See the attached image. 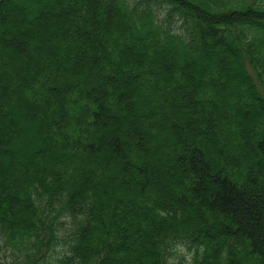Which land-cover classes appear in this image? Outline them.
<instances>
[{
    "label": "trees",
    "instance_id": "trees-1",
    "mask_svg": "<svg viewBox=\"0 0 264 264\" xmlns=\"http://www.w3.org/2000/svg\"><path fill=\"white\" fill-rule=\"evenodd\" d=\"M0 48V254L264 264V0H0Z\"/></svg>",
    "mask_w": 264,
    "mask_h": 264
},
{
    "label": "rangeland",
    "instance_id": "rangeland-1",
    "mask_svg": "<svg viewBox=\"0 0 264 264\" xmlns=\"http://www.w3.org/2000/svg\"><path fill=\"white\" fill-rule=\"evenodd\" d=\"M174 27H179V24H174ZM24 47H25V44H24ZM2 61L3 60L1 59V55H0V62H2ZM9 62L12 65L11 68H14V70H11L10 68H7L8 72L10 74L9 78L13 79L14 77H16V79L18 80V77L19 76L25 75L26 73L27 74H32L28 70V68H27L28 65H30V64L28 63L27 60H25L24 57H21L20 56V52H19L18 57H12V59L9 60ZM1 69H3V68H1V66H0V70ZM26 70H27V72H26ZM31 88L33 89V88H35V86L32 85ZM148 93H149V90L148 91H142V93L139 95V97L143 100L144 98L142 97V94L143 95H147ZM9 97L12 98L11 95ZM21 97L27 99V101L33 100V99L30 98L31 96H29V91H27V94L21 95ZM134 99H136V97H134ZM7 101H10L9 98H6V99L4 97L2 98V104H0L1 113H2V111L5 112V110L2 108V107H4L3 104H5L3 102H7ZM240 102H242V100ZM128 106H130V105H128V103L125 102L124 106L123 107H119L118 109H116V111H115L114 114H112V115L107 114V116L109 117V120H112L113 119L112 117H115V116L116 117L117 116H127V110H126V108ZM239 106L240 107L243 106V103H240ZM24 107L27 108L26 106H24ZM38 107H39L40 111H38V112L35 111L36 113L32 112L31 113V116L27 115L26 112L24 110H22V109L14 110V108H13V114L12 115L9 116V114H7L8 117L11 118V121H10L11 122V126L9 128L10 129L9 131H11L14 136H19L20 135V136L24 137L23 138L24 140L22 141V143H24L25 140H27L29 138L32 139L34 137L33 136L34 133H33V131L31 132V130H32L31 128L34 127V126L35 127H37V126L34 123H32L31 121L34 120V119H36L35 118V115H37V116L40 115V114L43 115V113L45 112V110L43 109V107H41L40 105ZM14 112L15 113H18L19 115H17L16 117H14ZM28 116L30 118L27 119ZM225 117L227 119H231L230 118L229 111H226V116ZM38 120H39V118H38ZM105 120H107V118ZM170 121H171V123H173L172 120H170ZM221 122L222 121H220L219 123H221ZM255 122H257V120ZM237 123H239V122H237ZM36 124H38L40 126L41 122H38ZM252 125H250V126L252 127ZM243 126H244L243 124L239 123V128L240 129L243 128ZM50 128H51V126L49 124H47L44 129L42 128V135L47 136L49 138V136L51 135L50 134L51 133ZM40 130H41V128H40ZM226 130H227V128H226ZM17 132H18V134H17ZM100 134H103V132L102 133H98V135H100ZM132 134H134V133H132ZM25 135H27V136H25ZM235 136H236V134H233V137L232 138H235ZM105 138L107 140L109 139L106 136H105ZM57 141H58L57 147L60 150H62L61 147H60V146H62L61 142L59 141V139ZM37 150L38 149H34V148L32 150H30V152L26 155V158L27 159H30L31 157H33ZM60 150H58L59 154H63ZM70 150L71 149L67 148V150H62V151L63 152H66V151H70ZM210 153H212V152H210ZM215 154L216 155L218 154L220 156V154L216 151V153H212L211 155H209L207 157V159L209 160L210 163H211V160L210 159L213 160V157H214ZM131 159H133V158H131ZM114 163H115V167L116 168L120 166V163L117 162L116 160L114 161ZM17 165L19 166L18 168H25L26 167L25 161L24 160H20V158H16V166ZM0 172H1V169H0ZM3 173H5V175H11L9 173L6 174L5 171ZM171 180L172 179H170V181ZM152 182H153V180H152ZM172 187L173 186L170 183H168V186L166 188V191L168 189H171ZM65 251H66V246H64L62 244L60 246L57 245L55 247V249H54L53 252H54V254L61 255ZM191 258H192V253L188 250L187 246L184 243H177V244H175L172 247V249H171V257H170V262L171 263H173V264H188L191 261ZM0 264H14L13 259H12V257H11V255H10L9 252L6 251V252H3V253L0 254Z\"/></svg>",
    "mask_w": 264,
    "mask_h": 264
}]
</instances>
